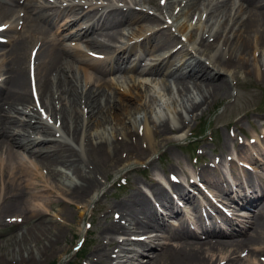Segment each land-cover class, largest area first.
<instances>
[{
	"label": "bare ground",
	"instance_id": "1",
	"mask_svg": "<svg viewBox=\"0 0 264 264\" xmlns=\"http://www.w3.org/2000/svg\"><path fill=\"white\" fill-rule=\"evenodd\" d=\"M74 1L54 0L52 5L41 2L31 9L30 2L23 5L20 0H0V22H10L8 33L13 34L8 47L0 48V230L28 224L24 231L14 236L8 233L0 241V253L13 242L18 247L16 264H42L47 259L44 253L49 252L51 257L63 251L59 245L65 240L64 227L49 220L47 210L60 207L58 216L68 221L74 217L68 209H78L76 203L84 202L82 209L87 211L99 196V192L91 193L99 188L100 178L105 179L107 171L122 161V153L147 160L171 140H182L189 124L185 116L227 96L228 81L236 79L237 73L260 72L264 65V0H231L229 6L223 4L224 0H201L200 5L208 1L202 8L199 0H188L184 5L187 11L209 12L205 25L201 28L200 18L193 25L194 15L180 22L187 12L183 8L174 15V7L167 17L173 19L172 24L165 29L147 12L134 11L155 0H113L115 4L110 0H101L103 4L83 0V5L90 8L85 13L83 5ZM237 1H241L238 7ZM63 2L68 6L61 9ZM178 2L167 0L163 9L168 13ZM19 12H25L22 18L17 17ZM238 14H246V18ZM212 15L218 21L213 22ZM225 16L228 21L221 23ZM62 18L61 27L76 30L65 34L62 43H55L48 39V33ZM20 20L24 31L16 32ZM200 29L208 36L195 44ZM225 31L228 33L222 39ZM138 38L143 41L128 47V41ZM66 41L79 43L70 46L63 44ZM82 41L84 48L98 50L91 51L103 55V61L90 57L81 47ZM33 43L38 47L34 85L45 118L31 97L26 53ZM143 44L147 49L133 52V59L146 53L156 57L160 51L182 46L170 56L162 54L152 60H160L158 65L166 61L165 68L119 65L121 59L129 65L131 51ZM170 134H174L172 138ZM161 137L165 142L157 141ZM252 137L263 143L254 133ZM244 145L238 147L237 155L235 151L227 155H233V161L242 167L257 166L264 172V149ZM220 158L225 167L229 166L226 156L221 154ZM120 166L124 169L127 164ZM210 168L201 170L197 181L187 186L204 182L208 190L219 193L221 200L210 201L215 215H201L203 205L194 195L195 190L199 194L203 190L186 188L187 176L178 175L180 181L173 184L160 179L165 186L147 179L148 196L135 188L133 195L111 207L118 218L100 235L109 238L108 244L119 251L114 256L96 252V257L92 256L96 264H246L239 254L244 249L248 259L264 256V176L258 174L255 182L234 181L232 173L229 178L221 177L217 164L211 163ZM196 172L190 171V177L196 179ZM171 189L176 192V201L200 214L195 222L190 212L183 218L180 206L176 207L171 198L162 203ZM216 202L228 204L230 220L217 209ZM14 218L20 220L11 223ZM125 220L127 227L121 225ZM115 234L145 238L117 244L110 237ZM7 259H3L6 264Z\"/></svg>",
	"mask_w": 264,
	"mask_h": 264
},
{
	"label": "rangeland",
	"instance_id": "2",
	"mask_svg": "<svg viewBox=\"0 0 264 264\" xmlns=\"http://www.w3.org/2000/svg\"><path fill=\"white\" fill-rule=\"evenodd\" d=\"M37 1L41 2L43 0H37ZM37 1L28 0V3L30 2L33 6L37 7L39 5ZM47 1L48 0H44L43 2L46 4ZM185 1L186 0H184V2ZM230 1L231 0H224L223 4L229 6ZM96 2H101V1H96ZM200 2L201 0H199L198 4H200ZM113 3L115 2L113 1ZM145 3L148 5L145 8H142L143 11L142 10H134V11L147 12L148 14H150V17L155 16L156 19H158L157 23H161L164 25V22L167 20L166 18L167 13H166V10L163 9V7L160 6L159 8L158 6L159 0H155L154 3H149V2L148 3L145 2ZM207 3L208 2L205 1L204 4H207ZM240 3L241 1H237L236 7H238ZM243 7H245V4ZM63 8L64 6L61 7V9ZM172 8L173 7H171L170 10ZM187 8L188 7L186 6L184 10L187 12L186 14H189L193 9H190L189 11H187L188 10ZM200 8H202V6ZM235 9L236 8H234L233 13L235 12ZM170 10H168V14ZM243 11H246V10H243ZM192 13H195L194 15L196 16L199 15V11L197 12L196 10H193ZM200 15H202V19L205 22L207 20L206 14H203L202 9L200 10ZM238 15L239 16L243 15V19L246 18V14H238ZM212 18H213V22L216 20L218 21L219 19V18L216 19V15L213 16ZM187 19L188 17L184 16V20H187ZM220 20H222V23H223V21H228V18L227 16H225ZM58 34L59 32H57V34L54 36L51 31L49 35L51 38L59 39ZM200 39H201V32L199 31L194 38L195 44H197V42ZM80 44L84 46L83 42H80ZM221 44H222V40L220 41L219 45ZM141 48H143V46ZM144 49H147V47H144L142 50ZM87 50L88 49H86L85 51ZM167 51L168 50L160 51L158 52V54L160 55L162 53V54L167 55L168 54ZM133 52L134 50L131 51L130 55ZM88 53L90 52L88 51ZM259 53L260 51L256 52V56L258 57V60H259ZM27 55H28V51H27ZM151 57H152L151 55H145L143 58H141L138 61H134L135 58L134 59L131 58L129 65H127L128 62L126 61V59H121L120 62L118 63L122 67L128 66L130 68L138 69V68L143 67L145 63L151 62L152 61ZM263 68H264V65L262 67V70ZM120 73L125 74V71H120ZM79 76H81V74ZM107 77H111V75H108ZM236 77L238 78V81L230 80L233 84V88L231 87V82L228 81V95L227 96H225L224 98L221 97L217 99L214 105H211V106L206 105L203 108H199L194 113L197 115V117L200 115L202 116L201 118H199L202 123L206 118L213 116V113L216 111V107L218 106L221 107L220 111L217 112L216 115L212 118V121L210 124L212 131L217 133L218 136L212 139L206 138L208 139V141L203 145V147L201 148L202 150L193 154L188 149L184 150V148L186 147L182 146L183 143L179 145L180 143L177 144L174 141H172L169 144L165 145L164 147L161 146L158 152H155L154 154H152L149 157V159L147 158V160H144V159L136 160L135 158L130 159V157L129 158L127 157L126 153L124 154L122 153L121 154L122 161L115 168L109 169L107 171V174L105 176L106 181H104L105 180L104 177L101 178L99 181V188L97 187L91 193V195H93L94 193L99 191L100 194L97 200L91 204V208L88 207V210L86 212L82 210V208L85 205L84 202L76 203V205L79 206V208L81 209H77V210L74 208L68 209L74 215L73 219L72 220L70 219L68 221V220H65L64 217L60 218L58 216L59 214L58 211L60 207L54 206L52 209H49L46 216H48L49 220L50 218L52 220H56L59 225L64 227L63 232L65 234V240L61 241L59 245V247L63 249L61 253L54 254L51 257H50L49 252L47 254L44 253L45 255L44 259L45 258L47 259L46 261L43 260L42 264H52L53 262H57V264H67V263L69 264H96V262L92 259V256L96 257V254H95L96 252H103V251L111 253L114 256L117 253V250L119 249L113 248V245L108 244L109 238H103V235H100V231L106 226H109L110 223L116 220L115 215H114L116 213V210L111 211V207L125 200L127 196L132 195L133 193H131V189L137 188L138 186L146 185L147 177L155 178L156 175H161V176L166 177L168 172L171 170L172 166L177 167L181 165V163L189 165L191 163L192 158L194 156H197L198 153L203 154L202 156L203 158H205V163H202L201 166H197L198 167L197 170L201 169L205 165H208V163L210 162V158L218 157L220 159V156L218 155L225 147L224 146L225 138L229 139L227 148H230L231 143H234L235 144L234 150L237 152L239 145L237 144L236 139L235 140L232 139L231 137L232 134L229 137V133L226 132V128L228 125H230L229 129H233V131L235 132L237 136L243 132L247 133V131H250V129L254 128V130H258L261 128V124L264 121V72L262 71L256 72V73L239 72L237 73ZM26 78H27V74H26ZM102 78L106 79V76H103ZM134 82L138 83L136 77L134 78ZM234 89H235V94H234ZM193 120H194V117H193ZM197 123L198 122L194 124V122H192L189 125L188 130L193 125L194 127L197 126ZM236 123H238V127ZM221 134H222V138H220ZM119 138H121V136H119ZM157 141L165 142L164 137L159 138ZM257 145L262 147L263 143L261 144L259 142ZM229 157H232V156L229 155ZM150 159L151 160L153 159V160L149 163ZM123 163L127 164V166L124 169H121L120 165H123ZM253 170H256L259 173L263 172L256 167H254ZM127 173H128L127 175L128 183L126 182L127 186H124V188H120L117 184L113 186V184L116 183L117 178L119 176L123 177ZM237 177L238 179L243 180V181H245L246 179V175L244 177L240 173V170L237 171ZM167 199L169 198L166 195L163 202H166ZM183 209L187 210V207ZM87 223H90V230L88 231L87 241L84 247L78 253L74 254L75 249L73 247L77 244L78 240L82 238V234L80 232L88 230ZM27 225L28 224L21 226L19 228H16V227L11 228V227L6 226V230L5 228L3 229V232L0 230V241H2V239H5L7 236H9V234L14 236L24 231ZM67 227H69L70 229H68ZM89 232L91 234H89ZM99 240H102V242H101V245L97 248V244ZM119 240L121 239L116 238L117 242ZM9 243L10 244L8 245L7 248H5L4 250H1L0 264H6L5 260H3L6 258H9L7 259V264L17 263V260L15 258L17 257L16 250L18 249V247L15 246L13 242L11 243V241ZM262 246H264V243L262 244ZM11 250L14 251L12 254L10 253ZM239 254L241 255L240 259L245 261L246 264L247 263L254 264V262L256 264H264V256H260L257 259H254L253 257L248 259L247 255L246 256L244 255V254H247L246 249H244V252L240 251ZM11 258L14 259L13 262L10 261ZM24 264H29V263H24ZM35 264H40V263L36 262ZM105 264H108V263H105Z\"/></svg>",
	"mask_w": 264,
	"mask_h": 264
}]
</instances>
